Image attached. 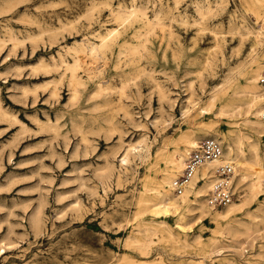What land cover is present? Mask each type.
Returning <instances> with one entry per match:
<instances>
[{
    "label": "rangeland",
    "instance_id": "1",
    "mask_svg": "<svg viewBox=\"0 0 264 264\" xmlns=\"http://www.w3.org/2000/svg\"><path fill=\"white\" fill-rule=\"evenodd\" d=\"M133 4L152 20L158 14L164 26L154 24L145 35L143 20L128 24L119 44L92 66L93 78L79 70L84 85L75 101L64 69L34 70L59 52L71 62L65 48L98 42L97 32L116 27L113 13ZM208 5L212 12L199 15L197 7ZM250 13L241 0H0V106L7 113L0 115V264H190L202 255L198 243L230 244L229 235L217 236L210 217L175 216L159 225L163 218L151 212L146 189L156 154L195 132L198 142L217 134L225 151L236 141L248 157L249 144L257 142L264 158V133L246 121L239 93L258 66L247 67L254 45L249 30L257 28ZM143 40L146 48L136 54L123 46ZM102 80L107 89L94 95ZM159 84L170 100L159 99ZM143 140L148 152L122 165L129 144L140 150ZM109 165L114 173L102 180ZM263 201L264 191L245 211L263 216ZM37 211L40 227L32 224ZM144 226L157 227V234ZM262 250L263 234L243 251L213 254L212 264H262Z\"/></svg>",
    "mask_w": 264,
    "mask_h": 264
},
{
    "label": "bare ground",
    "instance_id": "2",
    "mask_svg": "<svg viewBox=\"0 0 264 264\" xmlns=\"http://www.w3.org/2000/svg\"><path fill=\"white\" fill-rule=\"evenodd\" d=\"M241 1L245 10L251 12L250 15L251 14L253 15L255 24L257 25V28L255 30H249V32L254 36V45L249 55L250 58L248 60L247 67H254L255 65H258L255 70L251 71V77H250L251 84L247 86L245 90L239 92L243 95V97H245L243 99L244 103L241 106L244 105L246 106V114H247L246 121L250 124L251 128L256 133H264V104H263L264 92L261 93L257 85V82L261 74V72H259L258 74V69L260 68V66H264V51L261 53V55L260 53H257L258 47L260 48L264 47V0H241ZM94 7L95 6H93V8ZM196 10L199 13V15L200 14L204 15L205 13L212 12V8L210 5L206 7L198 6ZM113 16L115 22L117 23L116 27L108 30L105 34H101L97 32L95 34V37L98 38V42H93L90 41L89 39H83L78 44H75L74 46H72L71 44L70 47L65 48V52L69 53L72 56L73 60L71 62L66 60L63 53L59 52L58 58H56L55 56L52 57L51 64L45 62L44 60H41L38 63V65L34 67V70L41 69L46 72H52V71H58L60 70V68L64 69L62 76L68 73V86L70 87L71 90L70 99L72 101H75L78 97L79 87L84 85L82 81V77L79 75L80 73L79 70L82 68L83 73L87 78H93L92 66L98 60L106 59L107 54L112 49V46L118 43V39H120V36L122 35V31H124L125 27L128 24H131L132 22L138 20H143L144 21L143 29H146L145 35L151 31L154 24L155 25L159 24L162 27L164 26V24L160 22L158 14L155 15L156 21L152 20L147 16L146 12L143 10L142 7H138L137 5L134 4L127 9L119 8L115 13H113ZM142 32H138L137 34H135L138 40L142 36ZM83 36L85 37V34ZM10 40L16 41L18 39L12 37ZM2 41L3 40L1 39L0 36V43ZM123 46L125 47L127 53L129 52L132 54H136L140 52L141 48L143 49L146 48V41L143 40L137 44H132L128 41H125L123 43ZM119 56L121 55L119 54ZM95 67L97 66L95 65ZM102 83L103 80L98 82L97 92L94 95L107 89L104 87ZM48 84L51 83L48 82ZM53 84H54V88L50 92V96L56 98L59 95L58 87H57L58 83L55 82ZM124 89L125 86H122L120 90L122 95L124 94ZM158 89H159V99L170 100L168 91L165 90L160 84L158 85ZM214 95L211 97L210 102H213L215 100ZM227 101L232 102V101H236V99H232L229 97L227 98ZM241 106L238 105L236 109H240ZM121 108L123 109L126 115H130V112L127 110L125 105H123ZM6 114L7 113L0 106L1 118ZM48 121H50L49 118ZM199 136H200L199 133L196 132L190 136H184L180 144L175 145L174 147L166 151H160L159 153L156 154V156L154 157V159L152 160L149 166V170H150L149 182L151 181L150 183L151 185L148 186L146 190L150 192L151 198L153 199L150 208L154 217L159 219L163 218V220L160 221L158 220L159 225L164 226L166 224V219L175 216H179L181 219L190 216H197L196 218L199 220L201 218L210 217L216 225L217 236L220 235L222 240H225V235L230 236L231 238V241L229 242L230 244H224V245L220 244L222 243L220 239L219 240L216 239V241H213L210 244L198 243V249L202 255L197 260L191 259L190 264H212L213 254H218L219 256L221 255L223 250L227 248L236 251H243L246 246L252 245V242L255 239H257L260 235L262 234L264 235V201L263 203H261V207L258 205L259 211L260 208L263 211V216H260V214L256 212H251L250 210L245 211V206L256 200L258 195H260L264 191V158L261 156V154H259V148L257 142H253L249 144V151L251 152V156L248 157L245 154V151L241 147H239V144L238 146H236L235 145L236 141L232 140L227 145L226 151L225 149L223 150L222 157L220 160L216 161L215 163L203 165L202 167H200L197 170L193 180L187 187L185 193L179 197L175 196L173 193V181L184 171L186 158L191 152L190 150L196 148L198 144L202 141L201 140L200 142H198V139L200 138ZM209 136L218 139L217 134H210V133L205 134L203 137L205 138ZM140 146L141 149L139 150L133 145L129 144L125 155L121 159L122 165L128 164L131 155L134 154V156L142 158L143 153L148 152L149 147L145 140L141 142ZM223 160L234 162L235 170L232 178L234 181L233 185L235 186L234 189H236V194L238 195L239 200L237 202L231 201L229 204L225 205L224 207L215 208L208 203L207 194L209 189L212 187L213 180L217 178L216 167L219 164H221L222 163L221 161ZM114 169H115L114 166L109 165L107 170L103 172L101 176L102 180H106V181L109 180L114 173ZM249 171H252L253 173L249 174ZM199 182L201 184H199ZM221 208H223L222 211L216 210ZM240 213H244V215L248 217L247 220L238 218L237 215ZM257 219H261L262 220L261 223H259ZM41 222L42 219L40 217V211H37L34 214V218L32 219V224L35 227H40ZM152 222L155 221L152 220ZM260 224L261 225L263 224V226L262 227L260 226L259 228ZM156 228L157 227L154 226H144L143 230L144 231L153 230V233L155 235ZM144 247L146 248V246ZM257 254L259 256H264V250L260 251ZM208 258H210L209 263L207 261ZM220 264H237V263L234 260L228 259L222 261ZM262 264H264V262Z\"/></svg>",
    "mask_w": 264,
    "mask_h": 264
},
{
    "label": "built area",
    "instance_id": "3",
    "mask_svg": "<svg viewBox=\"0 0 264 264\" xmlns=\"http://www.w3.org/2000/svg\"><path fill=\"white\" fill-rule=\"evenodd\" d=\"M259 82L264 88V69H262ZM223 148L221 143L213 138L203 139L186 158L184 171L173 181V193L175 196H182L197 170L203 165L212 164L220 160ZM216 167L217 178L213 180L212 187L207 194L208 203L215 208L224 207L234 198L233 193V173L234 162L223 160Z\"/></svg>",
    "mask_w": 264,
    "mask_h": 264
}]
</instances>
